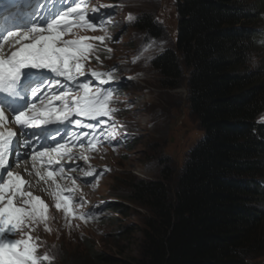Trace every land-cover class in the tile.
<instances>
[{
    "label": "trees",
    "instance_id": "16d2710c",
    "mask_svg": "<svg viewBox=\"0 0 264 264\" xmlns=\"http://www.w3.org/2000/svg\"><path fill=\"white\" fill-rule=\"evenodd\" d=\"M175 1V40L151 13L133 28L168 40L151 69L162 89L187 86L203 136L176 176L167 166L131 183L126 199L150 212L139 255L88 244L73 264H258L264 254V0Z\"/></svg>",
    "mask_w": 264,
    "mask_h": 264
},
{
    "label": "snow or ice",
    "instance_id": "6c2138e0",
    "mask_svg": "<svg viewBox=\"0 0 264 264\" xmlns=\"http://www.w3.org/2000/svg\"><path fill=\"white\" fill-rule=\"evenodd\" d=\"M86 2L29 0L27 22L14 29L0 30V128L4 129L0 131V264H43L52 259L46 253L42 257L36 254L40 240L31 235L41 222L50 231L48 206L40 197L25 191L28 181L9 170V159L19 166L30 158L33 169L38 164L48 168L59 165V172L64 174L58 158L68 155L71 160L72 152L67 145L90 135L88 131L77 133L72 127L92 130L88 144L95 147L93 140L98 137L94 133L107 123L102 118L116 111L109 107L113 90L103 88L113 82L112 72L85 70L91 59H100L95 54L97 47L87 41L103 42L105 37L64 38L73 34L75 28L96 30L98 25L103 26V19L96 15L99 9L88 13L82 7ZM128 19L132 20L131 14ZM4 42H8L7 51ZM105 76L107 79H101ZM6 112L11 114V120ZM81 117L94 123H86ZM9 122L18 126V131L7 127ZM107 138L116 139L111 133ZM49 140L55 142V147L48 144ZM37 141H42L39 148ZM24 171L29 169L25 167ZM36 174L41 176L38 170ZM53 175V171L47 172L48 177ZM84 176L92 177L94 172H85ZM55 207L69 213L68 197L58 196ZM90 215L91 212L81 213L79 218Z\"/></svg>",
    "mask_w": 264,
    "mask_h": 264
},
{
    "label": "rangeland",
    "instance_id": "374dc122",
    "mask_svg": "<svg viewBox=\"0 0 264 264\" xmlns=\"http://www.w3.org/2000/svg\"><path fill=\"white\" fill-rule=\"evenodd\" d=\"M98 1L101 3L105 0ZM122 3L117 11L113 10L109 14V17L115 15L112 19L118 25V32L114 33L118 36L116 39L113 37L112 42H109L110 52L97 50L96 53L100 58H104L101 61L97 60L99 63L107 65L114 64L117 59L123 61L126 67L123 76L136 74V80L125 84L121 91L126 94L122 97V100H127L125 105L130 108L126 119L135 133L136 140L130 149H125L126 143L122 141L116 152L110 153L105 159L97 160L110 165L112 171L104 176L100 187L90 193V198L98 203L118 197L129 209L119 214L114 212L111 218L109 217L111 214L106 212L105 221L98 224H90V221H87L83 223L84 226H76V224L71 226L70 220L65 222L64 214L54 211L50 220H47V223L51 224L47 226L50 231L45 230L44 224L38 236L40 242L47 243V246L42 247H46L44 250L52 255L56 264L65 261L73 264L74 260L79 263L88 252V244L94 245L95 250L100 254L110 257L121 256L120 252L123 248L126 252L122 257L139 255L143 239L140 228L150 212L146 207L126 199L129 196L131 183L137 179H160L167 166L174 169L173 173L176 176L183 168L189 151L203 136V131L189 107L187 86L183 84L182 87L174 90L162 89L158 86V78L150 66V60L157 52L140 51L139 59L135 61L132 59L144 39V34L137 35L133 28L134 21L142 14H153L159 22L167 26L171 38L177 37L176 1L123 0ZM130 14L132 20L128 19ZM159 40L156 42L162 50L168 40L164 38ZM261 206L264 209V204ZM132 227L136 229L128 236ZM125 229H128V233L124 231ZM65 257L66 260L63 261ZM257 262L264 264V254L257 258Z\"/></svg>",
    "mask_w": 264,
    "mask_h": 264
},
{
    "label": "bare ground",
    "instance_id": "6f19581e",
    "mask_svg": "<svg viewBox=\"0 0 264 264\" xmlns=\"http://www.w3.org/2000/svg\"><path fill=\"white\" fill-rule=\"evenodd\" d=\"M19 170H22V166L19 167ZM69 222V221H68ZM73 229V228H72ZM75 229V228H74ZM73 231V230H72ZM74 235V234H73ZM73 237V236H72ZM75 237V236H74Z\"/></svg>",
    "mask_w": 264,
    "mask_h": 264
}]
</instances>
